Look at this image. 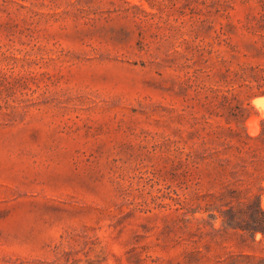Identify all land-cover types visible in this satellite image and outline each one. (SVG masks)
Returning <instances> with one entry per match:
<instances>
[{
  "label": "rangeland",
  "instance_id": "rangeland-1",
  "mask_svg": "<svg viewBox=\"0 0 264 264\" xmlns=\"http://www.w3.org/2000/svg\"><path fill=\"white\" fill-rule=\"evenodd\" d=\"M183 2L0 0V264H264V55Z\"/></svg>",
  "mask_w": 264,
  "mask_h": 264
},
{
  "label": "trees",
  "instance_id": "trees-1",
  "mask_svg": "<svg viewBox=\"0 0 264 264\" xmlns=\"http://www.w3.org/2000/svg\"><path fill=\"white\" fill-rule=\"evenodd\" d=\"M238 8L245 11L244 19L234 21L231 12ZM180 9V12L186 11L188 20L175 27H187L191 35L182 38L181 49H175V52L198 57H237L249 50L264 55V0H184ZM241 35L244 40L238 38ZM241 43L245 49H242ZM228 83L232 89L245 88L247 101L256 95L242 67L234 72V78ZM259 93H264V90Z\"/></svg>",
  "mask_w": 264,
  "mask_h": 264
},
{
  "label": "bare ground",
  "instance_id": "bare-ground-1",
  "mask_svg": "<svg viewBox=\"0 0 264 264\" xmlns=\"http://www.w3.org/2000/svg\"><path fill=\"white\" fill-rule=\"evenodd\" d=\"M251 103L257 109H259L260 112H261V115L264 116V95H259V96H256V97L252 98ZM254 121H248V124H247L248 127H249L248 131H249L250 134H255L258 131V126H257V124ZM262 201H264V200H262ZM262 203H264V202H262ZM262 203H261V205H262Z\"/></svg>",
  "mask_w": 264,
  "mask_h": 264
}]
</instances>
